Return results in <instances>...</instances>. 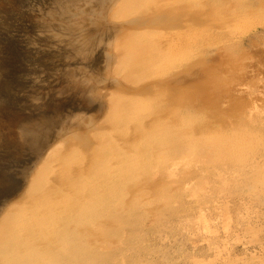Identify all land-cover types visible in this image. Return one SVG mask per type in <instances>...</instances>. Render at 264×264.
Wrapping results in <instances>:
<instances>
[{"label":"rangeland","instance_id":"rangeland-1","mask_svg":"<svg viewBox=\"0 0 264 264\" xmlns=\"http://www.w3.org/2000/svg\"><path fill=\"white\" fill-rule=\"evenodd\" d=\"M14 247L264 264V0H0V264Z\"/></svg>","mask_w":264,"mask_h":264},{"label":"bare ground","instance_id":"bare-ground-1","mask_svg":"<svg viewBox=\"0 0 264 264\" xmlns=\"http://www.w3.org/2000/svg\"><path fill=\"white\" fill-rule=\"evenodd\" d=\"M92 90H94V89H92ZM84 94H86V93H84ZM25 130H26V132H28L29 131V128H25ZM48 140H49L48 133H46V131L45 130H42V129L39 130V131H34L33 134H32V136H31V144H34L35 146H37L39 150L41 149V147L44 148L46 146V144L49 142ZM100 210H99V212H100ZM52 217H53V219H55L54 216H52ZM34 219H36V217ZM24 221H26V220H24ZM24 221H23V223H24ZM26 224H27V221H26ZM12 251H13V253H9V255L7 256L5 262L7 264H12L15 261H22V257H23L22 255H23V253L21 251V248L17 250L14 247V248H12ZM25 259H27V258H25ZM32 260H34V259H31L30 261H32ZM76 262L82 263V262H84V260L78 259V260H76Z\"/></svg>","mask_w":264,"mask_h":264}]
</instances>
